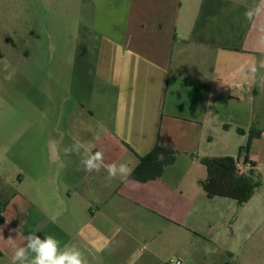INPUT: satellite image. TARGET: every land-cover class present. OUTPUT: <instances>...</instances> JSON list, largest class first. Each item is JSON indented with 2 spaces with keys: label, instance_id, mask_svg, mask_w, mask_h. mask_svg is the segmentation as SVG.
I'll list each match as a JSON object with an SVG mask.
<instances>
[{
  "label": "crops",
  "instance_id": "0c3cea01",
  "mask_svg": "<svg viewBox=\"0 0 264 264\" xmlns=\"http://www.w3.org/2000/svg\"><path fill=\"white\" fill-rule=\"evenodd\" d=\"M57 1L0 0V74L15 73L7 58L34 12L56 5L72 12L74 57L92 59L94 78L61 101L0 86V264L30 233L87 264H264V184L243 204L210 197L201 161L231 156L263 173L264 0ZM252 126L261 133L246 148ZM156 144L176 159L159 177H132ZM97 151L99 172L85 171Z\"/></svg>",
  "mask_w": 264,
  "mask_h": 264
},
{
  "label": "rangeland",
  "instance_id": "374dc122",
  "mask_svg": "<svg viewBox=\"0 0 264 264\" xmlns=\"http://www.w3.org/2000/svg\"><path fill=\"white\" fill-rule=\"evenodd\" d=\"M63 2L66 8L71 6V0ZM57 4L63 5L59 0ZM56 7L54 5L46 11L34 12L38 17L31 28V34L27 36V43L20 41L18 32L17 50L7 58L9 70L15 73L0 74V86H5L9 94H15L18 100L29 98L61 101L70 97L76 99L80 97V93L84 94L85 87L94 84L93 75L89 73L92 59L82 58L77 61L74 57L76 44L72 40V12L67 9L58 11ZM17 29L21 31L23 27L18 26ZM22 50H26L28 54H24ZM0 65L3 66L2 62ZM57 86H65L66 90L58 91ZM80 88L85 89L81 91ZM247 145L248 140L244 147L248 148ZM257 172L263 185L264 170L263 173Z\"/></svg>",
  "mask_w": 264,
  "mask_h": 264
},
{
  "label": "trees",
  "instance_id": "16d2710c",
  "mask_svg": "<svg viewBox=\"0 0 264 264\" xmlns=\"http://www.w3.org/2000/svg\"><path fill=\"white\" fill-rule=\"evenodd\" d=\"M239 131L243 129L238 128ZM260 130L255 126L250 129L247 147L251 139L260 136ZM178 152L172 148L156 144L132 172V177L139 180H148L159 177L165 166L172 163ZM201 161L206 165L208 176L202 181V186L208 196H229L235 198L239 204L248 201L262 182L258 173L250 169L248 172H239L236 159L231 156L202 157Z\"/></svg>",
  "mask_w": 264,
  "mask_h": 264
},
{
  "label": "clouds",
  "instance_id": "9594fccd",
  "mask_svg": "<svg viewBox=\"0 0 264 264\" xmlns=\"http://www.w3.org/2000/svg\"><path fill=\"white\" fill-rule=\"evenodd\" d=\"M254 15L253 10H249L245 13L246 19L251 20ZM103 153L95 152L85 162V171L92 172L95 170L99 172L102 162ZM61 166L64 165L61 163ZM120 173L123 178L126 179L131 175V169L126 163L120 165ZM108 179H115L116 168L115 165L107 167ZM26 247H17L13 257L12 264H16V261H24L27 259V253L30 251L34 253V256L30 260L29 264H87V261L83 254L76 251H64L60 252L58 249V241L51 235L45 236L42 240L35 233H30L27 237Z\"/></svg>",
  "mask_w": 264,
  "mask_h": 264
},
{
  "label": "built area",
  "instance_id": "2783aa9c",
  "mask_svg": "<svg viewBox=\"0 0 264 264\" xmlns=\"http://www.w3.org/2000/svg\"><path fill=\"white\" fill-rule=\"evenodd\" d=\"M236 166L239 172H244L238 160H236ZM169 264H181V261L179 259H171Z\"/></svg>",
  "mask_w": 264,
  "mask_h": 264
}]
</instances>
